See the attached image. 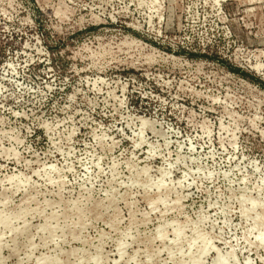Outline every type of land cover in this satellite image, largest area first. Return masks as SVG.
<instances>
[{
	"label": "rangeland",
	"instance_id": "rangeland-1",
	"mask_svg": "<svg viewBox=\"0 0 264 264\" xmlns=\"http://www.w3.org/2000/svg\"><path fill=\"white\" fill-rule=\"evenodd\" d=\"M259 82L264 0H0V264H264Z\"/></svg>",
	"mask_w": 264,
	"mask_h": 264
},
{
	"label": "bare ground",
	"instance_id": "bare-ground-1",
	"mask_svg": "<svg viewBox=\"0 0 264 264\" xmlns=\"http://www.w3.org/2000/svg\"><path fill=\"white\" fill-rule=\"evenodd\" d=\"M161 177H162V175H160ZM147 183H149V182H147ZM148 186V185H147ZM147 188V187H146ZM252 207V206H251ZM255 219V218H254ZM257 223V222H256ZM259 232V231H258ZM176 236V235H175ZM178 236V235H177ZM176 236V237H177ZM203 238V237H202ZM256 240L258 241V243L259 242H261V243H263L264 244V231L263 232H261V233H259L256 237ZM200 239V238H199ZM205 239V238H204ZM200 241V240H199ZM204 241V240H203ZM192 242V241H191ZM202 242V241H201ZM207 242V241H206ZM205 242V245H208V243H206ZM202 244V243H201ZM200 245V244H199ZM204 246V245H203ZM206 247V246H205ZM205 247L204 248H201L200 250H201V252H200V254L202 255V253L203 254H206V253H204V252H206L205 250ZM191 248V247H190ZM208 249H209V247H208ZM208 252V251H207ZM198 254V253H197ZM171 255V254H170ZM187 256V255H186ZM229 256V255H228ZM197 257H199V256H197ZM224 257H226V255L224 256ZM202 258V257H201ZM200 257H199V259H201ZM223 258V257H222ZM220 256H219V254H218V256H216V258L214 257V259H215V261L214 260H212V264H223V260L224 259H222ZM191 260H193V259H191ZM186 261V260H185ZM190 261V260H189ZM214 261V262H213ZM190 262H192V261H190ZM189 262V263H190ZM224 262L226 263V261L224 260ZM198 263V262H197ZM190 264H192V263H190Z\"/></svg>",
	"mask_w": 264,
	"mask_h": 264
},
{
	"label": "trees",
	"instance_id": "trees-1",
	"mask_svg": "<svg viewBox=\"0 0 264 264\" xmlns=\"http://www.w3.org/2000/svg\"><path fill=\"white\" fill-rule=\"evenodd\" d=\"M259 84L264 87V84L262 82H259Z\"/></svg>",
	"mask_w": 264,
	"mask_h": 264
}]
</instances>
